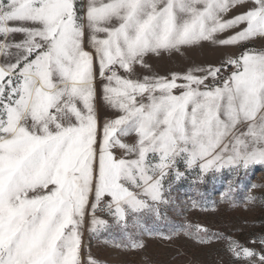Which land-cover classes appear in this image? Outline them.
Wrapping results in <instances>:
<instances>
[{
    "label": "snow or ice",
    "instance_id": "snow-or-ice-1",
    "mask_svg": "<svg viewBox=\"0 0 264 264\" xmlns=\"http://www.w3.org/2000/svg\"><path fill=\"white\" fill-rule=\"evenodd\" d=\"M258 40L264 0H0V264H99L92 240L171 241L151 224L176 185L264 166ZM206 42L241 51L163 76L148 63ZM100 107L114 116L101 122ZM233 191L221 201L235 206ZM181 231L222 241L228 264H264V235L249 247Z\"/></svg>",
    "mask_w": 264,
    "mask_h": 264
},
{
    "label": "rangeland",
    "instance_id": "rangeland-1",
    "mask_svg": "<svg viewBox=\"0 0 264 264\" xmlns=\"http://www.w3.org/2000/svg\"><path fill=\"white\" fill-rule=\"evenodd\" d=\"M227 35V34H225ZM264 41H256L253 47L259 48ZM241 49L236 46L217 47L204 43L202 47L186 50L183 55L164 54L152 56L148 63L152 71L161 76L171 72H183L193 65H218L228 55H238ZM138 74H146L138 68ZM100 119L111 118V110L100 107ZM194 177V174H193ZM232 181L231 193L235 206L221 201V194ZM255 185V187H252ZM251 195L256 202L245 204ZM201 207H193V202ZM207 209V210H204ZM164 220L154 221L151 226L158 232L172 234L171 241L158 236L146 237V247L139 251H116L102 242L91 241V255L99 264H228L222 241L214 240L211 245H198L182 234L186 224L202 225L212 233H220L238 240L245 246L251 239L264 235V166H253L247 172L233 176L227 169L221 174H209L203 184H194L188 179L175 186L172 203L164 211ZM181 232L180 235H175ZM89 242L88 234L84 236ZM85 255L88 248L85 247Z\"/></svg>",
    "mask_w": 264,
    "mask_h": 264
},
{
    "label": "crops",
    "instance_id": "crops-1",
    "mask_svg": "<svg viewBox=\"0 0 264 264\" xmlns=\"http://www.w3.org/2000/svg\"><path fill=\"white\" fill-rule=\"evenodd\" d=\"M101 116V114H99Z\"/></svg>",
    "mask_w": 264,
    "mask_h": 264
}]
</instances>
